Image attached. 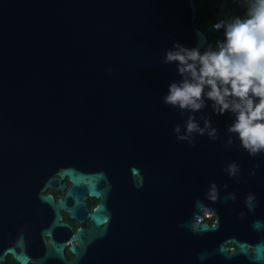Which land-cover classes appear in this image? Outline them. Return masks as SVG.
<instances>
[{"label":"water","instance_id":"water-1","mask_svg":"<svg viewBox=\"0 0 264 264\" xmlns=\"http://www.w3.org/2000/svg\"><path fill=\"white\" fill-rule=\"evenodd\" d=\"M198 6L0 0V264L9 255L19 264H264V154L226 145L232 114L212 113L211 102L203 111L219 139H178L174 126L186 117L163 101L180 78L163 63L166 50L223 36L195 26ZM232 160L238 177L225 170ZM66 178L65 200L44 195ZM248 192L257 194L254 210ZM87 194L101 199L93 212L80 201ZM198 202L213 224H202L207 214L196 226ZM60 209L91 218L93 229L58 234L70 228Z\"/></svg>","mask_w":264,"mask_h":264},{"label":"clouds","instance_id":"clouds-1","mask_svg":"<svg viewBox=\"0 0 264 264\" xmlns=\"http://www.w3.org/2000/svg\"><path fill=\"white\" fill-rule=\"evenodd\" d=\"M239 2L246 5L244 14L220 18L211 25L217 32L222 30V38L208 41L204 46H187L176 41L166 50L163 63L175 64L180 78L169 83L163 101L186 117L182 124L174 126L178 139L192 145L196 144L198 134L217 140L219 126L212 113H231L225 144H238L256 157L264 154V0ZM209 102L212 113L205 114L203 110ZM224 167L230 176L242 174L236 160ZM259 167L257 163L251 174L255 175ZM218 197L219 186L213 180L208 186L207 198ZM227 197L235 200L237 193L228 192ZM245 204L254 210L259 204L257 194L248 192ZM197 207L200 210L194 213V222L198 227L203 215L209 214V206L198 202ZM239 215L244 216L246 212L241 211Z\"/></svg>","mask_w":264,"mask_h":264},{"label":"flooded vegetation","instance_id":"flooded-vegetation-1","mask_svg":"<svg viewBox=\"0 0 264 264\" xmlns=\"http://www.w3.org/2000/svg\"><path fill=\"white\" fill-rule=\"evenodd\" d=\"M54 178H58V177L55 176ZM137 183L141 185L142 178L137 177ZM63 185L67 187V189L64 191L61 190V187ZM71 186H72V183L69 181V178H66L63 180V183L59 184L57 187L50 186L49 188H47L44 195L46 196L51 195L55 199V203H58L59 200H65L66 194L69 191ZM80 201L85 202L87 204L89 211L93 212L95 208L97 207V205L101 202V199L91 197L89 194H87V196L85 198H81ZM110 208L111 207L109 205V210H111ZM60 213H61L62 218L59 222L61 224H68L70 226V228L64 227L60 229L58 232V234L60 235H63V234L69 235V233L76 235L79 230H83L86 233L93 229V223H92L91 218L81 219V217H72L68 209L66 210L60 209ZM78 243H79L78 240H76L75 242H72V241L68 242L66 249H65V254L69 261H73L76 259V256L71 253V246L77 245ZM10 257L12 256L10 255L7 256L6 259L1 264L12 263L10 261ZM13 260L16 262V264H19L14 258Z\"/></svg>","mask_w":264,"mask_h":264},{"label":"trees","instance_id":"trees-1","mask_svg":"<svg viewBox=\"0 0 264 264\" xmlns=\"http://www.w3.org/2000/svg\"><path fill=\"white\" fill-rule=\"evenodd\" d=\"M198 14L195 26L203 32H206L216 20L220 18H229L234 15H242L246 11V5L239 0H198ZM208 41L215 42L218 37L215 35H207ZM234 245H230L233 247ZM10 264H16L10 257Z\"/></svg>","mask_w":264,"mask_h":264},{"label":"built area","instance_id":"built-area-1","mask_svg":"<svg viewBox=\"0 0 264 264\" xmlns=\"http://www.w3.org/2000/svg\"><path fill=\"white\" fill-rule=\"evenodd\" d=\"M214 220H215V216L208 214L207 216H205L202 224H204V223L213 224Z\"/></svg>","mask_w":264,"mask_h":264}]
</instances>
